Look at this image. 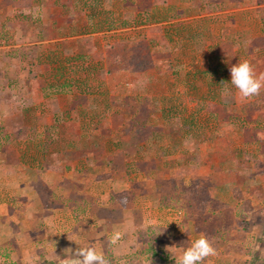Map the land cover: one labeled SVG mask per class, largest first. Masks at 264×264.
I'll return each mask as SVG.
<instances>
[{
  "label": "rangeland",
  "instance_id": "rangeland-1",
  "mask_svg": "<svg viewBox=\"0 0 264 264\" xmlns=\"http://www.w3.org/2000/svg\"><path fill=\"white\" fill-rule=\"evenodd\" d=\"M55 1L52 9L57 15L59 13L58 20L64 18L65 26L74 24L76 30L73 28L70 36L84 37L65 43L70 51L64 54L46 57V50L39 52L41 60L55 61L60 66L54 69L56 71H45L51 72L47 75L58 81L53 85L55 87L49 85V90L61 91L65 88L62 85L69 84L74 92L90 96L89 102L81 99L80 103H89L92 109L97 107L100 111L86 117L93 130L85 133L84 139L96 148L102 146L104 154L111 151L112 140H127L136 160L131 167L135 178L131 195L120 201L124 213L115 214L118 217L121 214L123 219L109 221L111 213L102 212V219L97 220V223H105L102 241L108 236L119 237L101 252L112 264H175L174 259L182 250L200 234H205L212 241L216 255L208 257L204 264H264V214L258 210L260 207L256 210L255 220L247 221L246 217L237 215L240 206L237 197L228 202V197L224 196L221 199L226 201L223 202L217 196L203 195L201 199L212 198L213 201L203 202L202 208L197 209L184 200L182 188H178L173 180L182 177L189 182L192 169L199 174L208 172L205 163L208 144H215V160L222 153L224 142H229L234 156L239 158V153L247 152L246 156L249 153L248 146L244 150L240 147L243 142L250 146L257 138L258 121L251 115L246 119L244 114L248 106L255 110L264 101L237 100L238 92L230 84L229 70L242 60L240 54L244 50L249 60L256 54L250 39L238 37L233 28L226 29L222 17V13H232L242 3L246 5L250 1L231 0L228 4V0H74L72 10L62 5L61 0ZM5 3L8 2L0 0V7H6L0 9V76L3 78L0 98L13 104L18 102L14 93L21 94L16 90L18 84L14 78L34 76L36 65L42 61L36 62L39 53L33 52L32 47L21 53L8 47L15 45L12 28L20 25L42 28L45 24L42 16L47 12L39 14L35 11L33 15L23 16L17 12L21 18L9 22L4 16L15 11L8 10ZM65 9L74 11L73 16L66 14ZM230 32L233 37L225 38ZM134 39H145L150 44L155 68L136 74L127 71L109 74L106 46L101 48V42ZM93 45L96 51L92 54L88 46ZM39 75L43 76L42 73ZM115 109H119L117 115ZM8 123L6 118L0 117V148L3 144L13 145L16 140L15 134L7 131ZM111 128L119 130L110 132ZM146 159L154 163L152 168L145 163ZM197 159L199 162L195 164ZM196 180L201 181L210 194L208 182L201 176L192 179L186 187ZM128 185L125 182L119 190ZM40 191L48 204L61 206L58 200L53 202L51 190L41 187ZM175 200L178 209L174 207ZM194 212L199 214L198 221L191 219ZM94 218L96 214L74 211L73 223H68L72 230H68V235L60 232L64 242L72 240L73 247L60 245L62 238L55 233L56 237L50 240L52 243H40L38 252L32 254L30 246H24L29 252V260L31 256L33 260H28L27 264H60L69 249L90 245L87 239L94 235L88 234L86 239L83 234L86 229L82 230L79 223L90 225ZM12 230L8 228L9 233L2 237L10 240ZM165 246L174 248L168 253ZM48 249L55 253L49 255ZM14 252L15 246L11 242L0 245L1 254ZM236 254L244 256L241 259ZM46 255L50 257L46 259ZM8 264L18 263L11 261Z\"/></svg>",
  "mask_w": 264,
  "mask_h": 264
},
{
  "label": "crops",
  "instance_id": "crops-1",
  "mask_svg": "<svg viewBox=\"0 0 264 264\" xmlns=\"http://www.w3.org/2000/svg\"><path fill=\"white\" fill-rule=\"evenodd\" d=\"M6 1L8 3L4 5L9 6L8 10L15 12L6 14L5 21L17 22L21 15H33L35 11L40 12L39 14L47 12L46 16H42L45 22L42 28L27 25L12 28L11 36L15 45L8 47L15 48L19 53L32 47L31 50L37 53L46 50V57L61 54V52L64 54L66 51H70V49H66V45L64 46L65 43L84 37L81 35L70 36L74 24L72 26L69 23L65 26L62 21L64 18L61 17L58 20L59 13L57 15L52 9L55 0ZM230 1L228 0V4ZM249 1L246 5L242 3L240 8L234 9V12L230 13L229 11L230 14L222 13L223 22L225 28H233L234 34H238V37L246 36L250 39L256 56L252 55L251 60L247 59L245 50L241 52L240 56H242V60H249L258 74H264V1ZM61 4L72 10L74 0H61ZM3 8L6 7H0V9ZM15 9H19V11ZM68 9L64 11L72 17L74 11ZM51 10L52 12H49ZM17 12L21 14L20 17L17 16ZM0 15H2V11H0ZM85 21L86 16L82 25ZM80 23H78L79 29ZM68 33L69 35H67ZM234 34L230 32L225 38H231ZM221 35H224V32ZM107 42L103 40L101 48L104 49ZM76 47L78 49L79 46L76 45ZM91 48H93L92 54L95 53L96 46H88L89 53ZM38 55L36 62L42 61V64L36 65L37 70L33 73L34 76L29 78L30 80L22 75L21 78H14L18 84L16 90H20L21 93H14V98L18 102L5 103L6 101H2V97L0 98V117L6 118L10 124L7 126V131L14 133L16 138L13 145L3 144L4 147L0 148V245L3 246L11 242L15 246V252L11 255L0 253V264H8L11 261L27 264L29 252L32 254L34 251L38 252L40 243L44 244L48 241V243H52L50 240L56 237L55 233L62 232L68 235L70 233L68 230L73 228L69 227L68 223L72 222L74 211L96 214L95 220H92L90 225L85 222L79 223V225L82 230L86 229V232H83L86 239L88 234L94 235L89 237L87 242H90L89 244L93 245L97 251H105L104 247L112 244L113 237L108 236L105 241H102L105 237V223L102 221L97 223V220L102 219V215H100L102 212L111 213L109 221L114 218L123 219L121 214L124 213V210L120 208L121 202L114 197L123 192L131 195L130 190L135 181L131 167L136 164V160L132 149L129 150L130 143L127 140L121 142L112 140L111 151L104 154L102 146L96 148L93 143L87 142L84 139V134L92 132L93 129L92 124H87L86 117L97 114L100 109L97 107L92 109L89 103L81 104V99L89 102L90 96L74 92L69 84H64L65 81L63 82L65 86L62 85V87L69 89L50 91L48 86L56 85L58 81L55 82L56 79L48 76L51 72L46 73L45 71H56L60 66L55 61L50 63L47 60L45 62V60H41V54ZM16 68L18 67L16 66ZM39 73H42L43 76H40ZM2 79L0 76V84H3ZM236 98L248 103L251 100L264 101V89H262L261 95L254 98L242 100L238 93H236ZM248 108L245 110V118L249 119L251 115V118L258 121L256 123L257 138L254 143L249 146L244 141L240 146L242 150L248 146V156H246L247 152H244L245 155L239 153V158L234 156L233 148L228 144L229 142H224L222 153L218 154V160H215L214 157L217 154L215 144H208L205 163L212 172L211 170L209 172L208 169L206 174H199L192 169L189 182L186 179L183 180L182 177L180 180L177 178L178 182L175 180L176 178H172L175 185L183 189L190 184L192 179L201 176L208 182L212 198L217 196L225 202L226 200L221 198L227 196L228 202H232V200L235 201L238 196L237 192H239V197L248 200L254 211L260 207L258 210L264 214V104L255 110L250 106ZM252 110L254 111L250 112ZM114 111V114L117 115L119 109ZM241 115H243L242 112ZM60 117H62L61 122L59 121ZM64 118L68 120L65 121ZM111 129L110 132L119 130V128ZM28 134H30V138ZM51 134L57 135L51 136ZM149 161L146 159L145 163L152 168L154 163ZM194 162L196 164L199 160ZM125 182L129 185L123 186V189L119 190L121 189L120 185ZM41 187L51 190L53 202L58 200L61 206L54 207V205L48 204L49 201H46L41 194ZM89 189H92V192H89ZM219 194H221L220 197ZM243 200L237 199L236 202L241 205ZM117 212L121 213H119L120 217L115 215ZM246 218L247 221H251L249 216ZM8 228H13V236H10V240L2 237L3 234L9 233ZM53 232L54 234L51 235ZM59 236L62 238L60 245L73 247L72 242H64V235L60 234ZM24 246H30L29 252ZM47 251L49 255L55 253L50 249ZM235 256H240L242 259L244 255L236 254ZM49 257L46 255V259ZM30 258L29 261L32 262V256Z\"/></svg>",
  "mask_w": 264,
  "mask_h": 264
},
{
  "label": "clouds",
  "instance_id": "clouds-1",
  "mask_svg": "<svg viewBox=\"0 0 264 264\" xmlns=\"http://www.w3.org/2000/svg\"><path fill=\"white\" fill-rule=\"evenodd\" d=\"M229 70L230 84L237 90L242 100L261 95V91L264 89V74H258L249 60H240L232 65ZM227 91L229 90L226 89ZM117 239H119L118 235L111 242L115 243ZM173 248L174 246H165L168 253H171ZM215 255L216 249L212 241L205 234H200L174 260L175 264H204L208 257ZM60 264H112V261L103 252L88 245L78 246L74 250L69 249V254L61 258Z\"/></svg>",
  "mask_w": 264,
  "mask_h": 264
},
{
  "label": "trees",
  "instance_id": "trees-1",
  "mask_svg": "<svg viewBox=\"0 0 264 264\" xmlns=\"http://www.w3.org/2000/svg\"><path fill=\"white\" fill-rule=\"evenodd\" d=\"M92 51L93 48H91L90 52L92 53ZM106 55V59L109 64V74H114L118 71L142 73L155 68L156 66L150 44L145 39H134L130 41L117 40L114 43H107ZM201 183V181L199 182L196 180L194 181L192 186L184 187L183 189H181V195L183 194L182 197L184 198V200L188 201L190 205L194 206L197 209L202 208L203 202L204 204L205 202H207L208 204L209 201L210 203L213 201L212 198L211 200L208 199L207 201L201 199L203 195H210L206 186H202ZM237 193L238 196L236 197L241 199V197H239L240 193ZM128 195V193L124 192L121 194H117L114 199L121 201L122 198H127ZM174 202L176 203L174 207L178 209V201L175 200ZM179 211L181 212V210ZM256 213L257 212L251 208L250 202L248 200H243V203L239 206L237 215L239 217L249 216L252 220H255ZM191 219L198 221L199 214H196V212H194V216H191Z\"/></svg>",
  "mask_w": 264,
  "mask_h": 264
}]
</instances>
